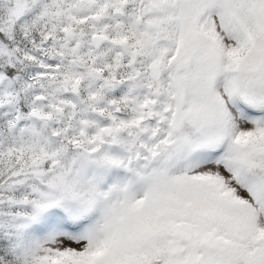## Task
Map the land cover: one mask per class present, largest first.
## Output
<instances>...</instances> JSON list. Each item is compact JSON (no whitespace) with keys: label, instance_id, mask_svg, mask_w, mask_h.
<instances>
[{"label":"rangeland","instance_id":"rangeland-1","mask_svg":"<svg viewBox=\"0 0 264 264\" xmlns=\"http://www.w3.org/2000/svg\"><path fill=\"white\" fill-rule=\"evenodd\" d=\"M4 3L14 5L6 28L36 4L25 32L49 25L59 52L70 34L69 60L114 55L87 51L97 33L131 43L136 67L99 72L128 79L137 124L142 100L158 116L145 133H81L98 131L91 121L54 133L57 122L19 105L34 89L0 100V238L11 257L0 264H264V0ZM47 86L51 103L63 90Z\"/></svg>","mask_w":264,"mask_h":264},{"label":"flooded vegetation","instance_id":"flooded-vegetation-1","mask_svg":"<svg viewBox=\"0 0 264 264\" xmlns=\"http://www.w3.org/2000/svg\"><path fill=\"white\" fill-rule=\"evenodd\" d=\"M97 35L103 36L97 33L91 36L89 40H84L86 42H92V45L90 43L87 44V51L92 50L98 53L101 52L102 49L113 46V48L116 49L115 54L100 53V55L98 54V61L94 60L91 63H87L91 60L87 56L83 59L73 57V59L71 58L69 60L68 54L71 52L72 48V46H70L72 40L68 39L70 38V34H66L65 38L59 36L61 40H64L63 43H65V47L67 45L69 47L65 49V51L61 50L60 54L55 53L53 59L48 63V69H50V78L48 82H42L41 78L39 80V77L37 80L33 79V89L37 92L34 96L35 100H32L29 106L23 107V109L28 108V112L33 118L35 117L31 113L33 111L38 112L44 117L43 119L35 118L39 121L57 122L54 125L59 127L60 130H56L57 132L54 133H61V130L66 128L74 132L76 125L78 126L79 124V126L83 128L86 126L84 123L86 121L94 122L99 127L98 131L94 132V130L90 129L88 130L89 132H87V130H82L81 133H111L107 137L110 138L117 133L144 132L143 127L153 123L154 118L158 116L156 112L158 110L156 101L149 100L150 98L147 99L148 101L140 100L143 102L142 111L144 110L145 116L140 117L139 124H137V104L135 102V106V104L131 103L133 96L131 84L128 83V79L125 76H117L116 81L107 80V78L101 76L102 74L99 72L102 65L106 73H108L111 68L119 66L120 64H123L120 70L124 72H126L128 68L136 67L137 57L133 52L132 45L130 43L125 46V44L119 43L126 42L112 43L104 39V41L101 40L99 48L96 49L93 37ZM122 56L128 58L130 63L129 66H127L126 61L121 58ZM100 57H102L101 60ZM85 66H89L91 69L98 71V73H88L84 70ZM144 66H146V64L143 63L142 67ZM157 67L158 72L155 80H159L161 77L159 72L160 68L158 65ZM151 68L152 67L149 68V71L152 77ZM86 81H89L90 86L85 84ZM47 84L55 89L57 94H59V90H63V93L61 95L59 94V96L51 102L52 104L47 101ZM85 85L87 89L84 88ZM134 93L135 92H133V94ZM26 102L27 101L24 103ZM43 106H47V109L41 113L39 108ZM150 115H152L151 118ZM120 121H123L124 124L120 123ZM60 123L64 125L60 126ZM67 123H70V125H67ZM70 126L72 128H70ZM100 143L105 145L106 139L100 141Z\"/></svg>","mask_w":264,"mask_h":264},{"label":"trees","instance_id":"trees-1","mask_svg":"<svg viewBox=\"0 0 264 264\" xmlns=\"http://www.w3.org/2000/svg\"><path fill=\"white\" fill-rule=\"evenodd\" d=\"M33 4L31 5L32 7L29 6L31 9L28 12H26V10L29 9V7L24 11V14L21 15V17H25L24 19L27 20L26 22H21L22 25L20 26L19 24L14 26L11 24L10 28H6L4 27V20L9 18L7 17L6 11L10 12L14 10V5L4 3V0H0V42L3 43L8 54L7 59H0V82L3 83V85L0 86V100L5 99L10 102H15L17 101L15 99L16 97L13 98L15 94L17 97L21 98V93L23 91L26 92L23 93V95L30 98L32 96L31 91L34 88L33 79L37 80L39 77L40 80V75L43 74L42 76H44L48 82L50 78V69L46 66H49L48 63L53 59L55 53L60 54L53 41V37H56V35L58 37V31H55L49 25L46 24L47 29H44L42 33H40L41 30H39L37 26L33 27L27 33L25 32V25L27 22L35 19L38 13L36 4ZM38 5L42 6V4ZM12 15L17 16L13 12ZM45 19L47 20L48 18L45 17ZM17 20L21 21L22 19L19 16ZM28 23L30 24V22ZM33 57L36 60L30 59ZM36 72L38 75H36ZM21 75L23 76L20 80ZM4 81L7 83V87H4ZM16 85L18 90H16ZM4 95L6 97H4ZM18 104L17 102V105ZM25 104L26 103L21 102L19 105L25 107ZM7 250L8 249L4 246L0 238V258L4 256L6 260L11 259Z\"/></svg>","mask_w":264,"mask_h":264},{"label":"water","instance_id":"water-1","mask_svg":"<svg viewBox=\"0 0 264 264\" xmlns=\"http://www.w3.org/2000/svg\"><path fill=\"white\" fill-rule=\"evenodd\" d=\"M121 6L124 7V6H125V3H122ZM92 20L95 21V22H97V21H98V18H97V17H92ZM67 35H69V34H67ZM101 40L104 41V37L99 36V35L93 37V41H94V44H95V48H96V49L99 48V46H100V44H101ZM157 69H158L157 66H153V67L151 68V72H152L154 78L157 77V71H158ZM156 70H157V71H156ZM31 114H32L34 117L38 118V119H43V118H44L42 115H40V114H39L38 112H36V111H33ZM151 117H152V115H150V118H151ZM105 134L109 136L111 133H105Z\"/></svg>","mask_w":264,"mask_h":264},{"label":"bare ground","instance_id":"bare-ground-1","mask_svg":"<svg viewBox=\"0 0 264 264\" xmlns=\"http://www.w3.org/2000/svg\"><path fill=\"white\" fill-rule=\"evenodd\" d=\"M157 70H158V69H157ZM157 70H156V71H157ZM157 72H158V71H157ZM263 190H264V189H263Z\"/></svg>","mask_w":264,"mask_h":264}]
</instances>
